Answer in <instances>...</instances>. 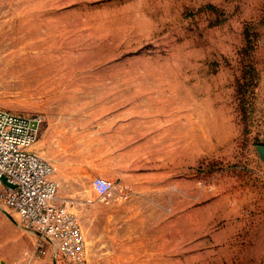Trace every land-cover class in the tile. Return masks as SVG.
Instances as JSON below:
<instances>
[{
  "label": "rangeland",
  "instance_id": "rangeland-1",
  "mask_svg": "<svg viewBox=\"0 0 264 264\" xmlns=\"http://www.w3.org/2000/svg\"><path fill=\"white\" fill-rule=\"evenodd\" d=\"M0 107L43 116L84 239L0 204V264H264V0H0Z\"/></svg>",
  "mask_w": 264,
  "mask_h": 264
},
{
  "label": "built area",
  "instance_id": "built-area-1",
  "mask_svg": "<svg viewBox=\"0 0 264 264\" xmlns=\"http://www.w3.org/2000/svg\"><path fill=\"white\" fill-rule=\"evenodd\" d=\"M42 122L41 114L24 115L0 107V204L12 209L24 228L52 244L55 256L73 262L82 257L84 239L74 201L58 196L52 165L33 150ZM93 182L97 200L114 197L112 181L97 176ZM38 247H43L40 241Z\"/></svg>",
  "mask_w": 264,
  "mask_h": 264
},
{
  "label": "crops",
  "instance_id": "crops-1",
  "mask_svg": "<svg viewBox=\"0 0 264 264\" xmlns=\"http://www.w3.org/2000/svg\"><path fill=\"white\" fill-rule=\"evenodd\" d=\"M34 150V149H33ZM32 259V258H31ZM27 263L25 262H15L14 264H29L30 263V259L29 260H26Z\"/></svg>",
  "mask_w": 264,
  "mask_h": 264
},
{
  "label": "water",
  "instance_id": "water-1",
  "mask_svg": "<svg viewBox=\"0 0 264 264\" xmlns=\"http://www.w3.org/2000/svg\"><path fill=\"white\" fill-rule=\"evenodd\" d=\"M7 215L9 216V218H10L11 220L14 221V219H13V217H12L11 215H9V214H7Z\"/></svg>",
  "mask_w": 264,
  "mask_h": 264
}]
</instances>
